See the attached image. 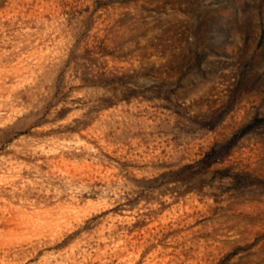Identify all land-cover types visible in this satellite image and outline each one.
<instances>
[{
  "label": "rangeland",
  "instance_id": "rangeland-1",
  "mask_svg": "<svg viewBox=\"0 0 264 264\" xmlns=\"http://www.w3.org/2000/svg\"><path fill=\"white\" fill-rule=\"evenodd\" d=\"M0 264H264V0H0Z\"/></svg>",
  "mask_w": 264,
  "mask_h": 264
},
{
  "label": "bare ground",
  "instance_id": "bare-ground-1",
  "mask_svg": "<svg viewBox=\"0 0 264 264\" xmlns=\"http://www.w3.org/2000/svg\"><path fill=\"white\" fill-rule=\"evenodd\" d=\"M24 214H25V213H24ZM24 214H23V215H24ZM38 215H39V214H38ZM25 216H27V215L25 214ZM23 217H24V216H23ZM26 218H27V217H26ZM26 218H25V219H26ZM27 219H29V218H27Z\"/></svg>",
  "mask_w": 264,
  "mask_h": 264
}]
</instances>
